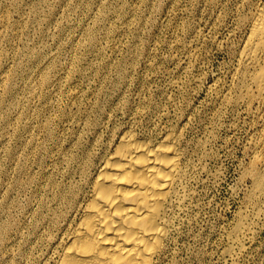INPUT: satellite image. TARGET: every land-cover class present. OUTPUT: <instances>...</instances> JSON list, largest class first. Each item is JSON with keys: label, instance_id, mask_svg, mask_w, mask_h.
<instances>
[{"label": "rangeland", "instance_id": "obj_1", "mask_svg": "<svg viewBox=\"0 0 264 264\" xmlns=\"http://www.w3.org/2000/svg\"><path fill=\"white\" fill-rule=\"evenodd\" d=\"M262 1L0 0V264L53 263L124 134L172 136L185 173L153 264H264V102L237 72Z\"/></svg>", "mask_w": 264, "mask_h": 264}, {"label": "bare ground", "instance_id": "obj_2", "mask_svg": "<svg viewBox=\"0 0 264 264\" xmlns=\"http://www.w3.org/2000/svg\"><path fill=\"white\" fill-rule=\"evenodd\" d=\"M245 24L237 72L264 102V0L251 6ZM180 168L172 136L145 144L124 134L90 175L79 216L52 264H153L169 233L168 213L183 204ZM252 172L253 192L262 194L264 156L256 157ZM236 226L234 239L248 227Z\"/></svg>", "mask_w": 264, "mask_h": 264}]
</instances>
